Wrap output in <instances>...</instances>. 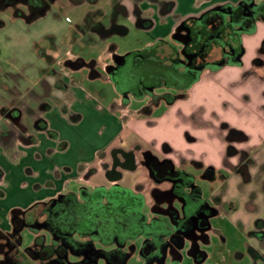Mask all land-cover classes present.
I'll return each mask as SVG.
<instances>
[{"label": "crops", "instance_id": "obj_1", "mask_svg": "<svg viewBox=\"0 0 264 264\" xmlns=\"http://www.w3.org/2000/svg\"><path fill=\"white\" fill-rule=\"evenodd\" d=\"M90 1L92 4L89 5V10L101 9L104 12H109L114 2V0ZM135 1L121 0V5L131 10ZM236 1L140 0V9L144 13L140 14L142 18L140 24L136 23L134 14H128L125 21L122 19L119 21L126 23L128 31L115 35L127 34L134 25L147 39L143 41L141 38L138 46L125 47L121 51L116 43L114 52L117 54L135 52L152 45L155 41L169 40L182 20L197 16L215 5ZM163 2L171 3L168 14L160 11ZM66 3L72 4L68 0ZM81 3L87 1L78 4ZM83 16L84 14H78V21ZM66 18L68 21L71 19L69 16ZM247 38L250 44L246 43ZM263 38L264 24L260 27L258 21L256 30L243 36L244 54L240 63H226L216 68L204 69L199 78L184 91L183 97L170 104L161 101L150 111H141L143 106L141 103L134 104L132 110L129 109L130 105L122 106L113 84L108 81L111 85L108 93L111 99L107 110L115 113L112 116L116 126L103 145L89 142L85 138L84 132H81L82 128H79L85 117L84 112L75 107L78 103L89 105L90 101L101 93L98 94V85L91 83L94 79L100 78L89 77L86 68L84 71L83 68L59 66L57 62L52 64L62 71L61 78L67 89L54 90L53 93L59 98L58 102L47 99L51 106L41 114L46 122V130L35 131L36 138L31 143L13 138L3 144L0 143V170L3 177L0 182V198L5 195L3 183L10 178L15 168L23 164L25 175L34 174L35 168L29 162L31 159L44 163L41 166L45 174L44 181L35 183L34 188L36 190L47 188L49 191L38 199H32L23 206L9 210L10 218L17 210H27L33 204L57 195L77 193V188L80 191L81 188L110 186L113 181L108 180L106 167L112 164L111 152L114 149L131 153L134 162L133 169L124 167L118 169L121 176L117 183L120 186H128L120 184L124 178V171L136 170L142 165L146 170V183L134 182L129 185L130 188H125L142 196L144 205L149 206L153 215L157 214L155 208L165 209L169 206L174 208L178 206L176 197L171 196L165 200L156 196L157 193L169 192L171 181L167 179L156 181L152 177L146 164V156L150 154L158 161L165 159L171 161L175 169L177 166L193 163L200 169H206V172L209 170V175L205 172V178L216 182L212 192L214 201L202 202L213 208L214 213L211 216L226 213L231 228L237 230L238 239L241 241L236 246L234 258H226L227 264H264V53L260 51ZM108 44L109 40L104 44L91 46L84 55L85 59L95 60L97 68L104 67L109 62ZM70 46L66 50L63 49L65 50L63 56H73L69 53ZM37 54L38 63L35 62L33 65L31 64L34 63L33 60L25 59L19 69L20 81L16 84L20 91L14 95L13 92L6 94L2 87L0 125L7 124L2 116V106L7 107L11 100L20 98L26 106L36 109L39 102L37 96L44 90L42 82L53 83L54 76H45L42 73L51 65L44 63L41 52ZM256 59L262 63H256L254 61ZM9 85L5 84L4 89L12 87ZM100 90L103 94L108 92L106 88ZM63 105L66 106V110L63 109ZM22 118L30 123L28 116L24 115ZM105 127L106 125H103L104 130ZM66 128H74L72 129L74 137L63 135V129ZM48 131L54 132L56 137H49ZM232 132L243 134L244 138L231 136ZM230 148H234L235 151L230 152ZM71 150L72 152L68 153ZM240 152H246L251 159L246 172L233 168L241 161ZM187 174L192 176V184L186 186V190L189 192L198 187V194L201 195V187L195 184L192 174ZM105 180L109 185L104 183ZM199 199L201 200L200 196ZM7 227L5 231L2 229L0 231H9L10 225ZM226 231L225 229L221 235H226ZM169 256L168 254L165 257L164 264ZM179 259L180 257L177 260L173 258V264H178Z\"/></svg>", "mask_w": 264, "mask_h": 264}, {"label": "flooded vegetation", "instance_id": "obj_2", "mask_svg": "<svg viewBox=\"0 0 264 264\" xmlns=\"http://www.w3.org/2000/svg\"><path fill=\"white\" fill-rule=\"evenodd\" d=\"M24 1L28 3L26 8L30 14L42 15L57 0ZM86 1L92 4L90 0ZM86 1L68 0L74 5ZM139 1L136 0L131 10H127L121 5V0H114L109 12L88 9L80 13L84 16L79 21L73 23L69 19L72 22L68 30L72 57L63 56L61 52L56 56L48 53L47 50L63 52V49L52 37H46L48 42L41 46V59L51 67L42 73L54 76V81L52 84L42 82L44 90L37 96L39 102L36 109L26 106L20 98L11 100L7 107H1L7 124L0 125V143L12 138L31 143L36 138L35 131L46 130V122L41 114L51 106L47 99L58 102L54 90L67 89L61 78L62 71L52 65L56 62L59 66L73 69L86 68L89 77L110 81L122 106L141 103V111L146 112L161 101L170 104L183 97L184 91L204 69L240 63L244 54L243 36L253 33L259 20L264 21V0L218 4L198 16L182 20L169 40L155 41L135 52L117 54L114 52L116 43L110 39L115 34L128 31L126 23L119 22L121 19L125 21L128 14H134L136 23L140 24V14L144 13ZM160 9L168 14L171 3L163 2ZM202 14L217 15L204 23L199 20ZM108 40L109 62L97 68L96 61L86 60L84 55L91 46L104 44ZM260 51L264 53V38ZM254 61L262 63L259 59ZM63 109L66 110L65 105ZM24 115L30 118V123L21 119ZM231 134L244 138L243 134L237 132ZM47 135L56 137L50 131ZM233 151L235 149L230 148V152ZM111 156L112 164L106 167V176L110 182L113 181L110 186L81 188L78 193L60 194L33 204L27 210L15 211L10 218V230L0 231V264L33 263L27 260L29 255L20 250V244L16 241L18 229L24 226L31 230L43 228L51 238V243L47 245L45 236L35 242L38 247L35 258L41 260L38 264L50 263L49 260L55 261L50 264H117L126 242L139 236L143 238L140 251L144 264H164L168 254L177 260L184 239L192 237L195 231H204L203 226L214 213L213 208L205 202L200 204L194 191L186 190L183 177L173 172L178 176L167 179L171 181L170 191L157 193L156 196L165 200L176 197L178 206L155 208L157 214L150 212L147 215L143 210V197L117 183L118 174H121L118 169L127 168L125 166L130 163L131 156L120 149L112 150ZM150 156L147 154L148 158ZM240 159V163L233 168L246 172L251 159L246 152H240ZM157 169L159 173L165 171V168ZM174 171L182 170L174 168ZM2 178L0 170V182ZM39 215L44 216L40 222L37 220Z\"/></svg>", "mask_w": 264, "mask_h": 264}, {"label": "rangeland", "instance_id": "obj_3", "mask_svg": "<svg viewBox=\"0 0 264 264\" xmlns=\"http://www.w3.org/2000/svg\"><path fill=\"white\" fill-rule=\"evenodd\" d=\"M66 2L67 0H57L49 7L45 14L37 15L36 17H30L31 14L26 8L28 3L22 0L14 5L0 9V19L4 22V25L0 26V91H2V87L6 94H11L13 92L14 95V93L20 91L19 86H17L18 84H16V82L20 81L18 78L21 74L19 69L25 59L33 60L34 63H31L33 65L35 62L38 63L37 52H41V46L44 47L47 45L48 39L46 37H52L62 49L66 50L68 48L70 45L68 36L70 25L68 24L78 21V14L89 9L90 6L88 3L69 5ZM19 9H21V13L18 11ZM21 14H23V16ZM198 15L200 14H197V16ZM67 16L71 18L72 22L68 21L66 18ZM26 17H29V20L26 19ZM259 22L260 27H262L264 21L259 20ZM112 38L116 41L115 43H118L119 51L123 50L125 47L138 46L141 38L144 39L143 41L147 39L145 36L141 35V30L135 29L134 25L127 34L122 36L114 35ZM247 40L248 38L246 39V43H249ZM47 51L52 56H56L60 52L64 54V51ZM82 70L85 71V68ZM86 73L88 72L86 71ZM91 83H94L95 86L98 85V89H96L97 91L99 90L98 94L101 93L95 96L93 101H90L89 105L76 104L77 106L75 107L83 111L85 116L79 128H82L81 132H84L83 135L89 142L103 145L111 132L115 130L116 126L112 116L114 112L110 113L107 110L110 104L109 99H111L108 95L111 90V85L108 81H103L102 79H94ZM5 84L6 86L10 84L9 86L12 85V87H5L4 89ZM101 88H106L108 92L103 94V91L100 90ZM133 106L134 105H130L129 109L132 110ZM94 108L96 111H94ZM118 113L120 114V111H118ZM103 125H106L105 130ZM72 129L74 128L63 129V135L74 137ZM172 135L174 136V134ZM71 152L72 150L68 153ZM106 159L110 160L109 157H106ZM29 162L35 168L33 175H25L23 172L24 165L22 164L21 167L15 168L10 178L3 183L5 186V195L0 198V223L3 224L0 225V229L4 231L8 228V225L11 227L9 210L16 206H23L32 199H38L49 191L47 188H41L39 190L34 188L35 183H42L44 181L45 174H43V169H41V166L44 164L43 161H34L31 159ZM177 169L193 175L195 184L199 185L202 190V194L199 195L201 200L209 202L214 201L212 199V192L216 182L205 178L206 169H200L193 163L177 166ZM145 171L142 165L137 167L136 170L124 171V178L120 184L128 185L127 187L125 186L126 188H130L129 185L134 182L145 184L147 178ZM104 183L109 185V182L106 180ZM77 189L78 193L79 188ZM143 210L147 215L150 213L148 205H144ZM43 218V215H39L37 220L40 222ZM5 222H8V225ZM209 222L210 226L207 230L195 231L192 237L184 239L183 245L179 249L180 259L178 264H227V257H229V259L234 258V253L237 252L236 246L241 241L238 239L237 230L231 228L227 214L216 213L209 218ZM225 229L227 231L226 235L224 234L223 237L221 234L224 233L223 231ZM18 233L21 237L19 245L20 250H24L27 247H30L34 251L38 250L34 242L36 237L45 236V244L51 243V238L43 228L31 230L28 226H24L18 230ZM142 242L143 238L141 236L126 242L123 247V251L127 254L124 264H144L140 251ZM169 255L165 264H173V256L171 254ZM30 256H28L30 259L27 258V260L36 264L41 262L38 258L32 259V255Z\"/></svg>", "mask_w": 264, "mask_h": 264}, {"label": "trees", "instance_id": "obj_4", "mask_svg": "<svg viewBox=\"0 0 264 264\" xmlns=\"http://www.w3.org/2000/svg\"><path fill=\"white\" fill-rule=\"evenodd\" d=\"M18 1H20V0H0V9H3V8H5L7 6H10V5H14ZM22 1H24V0H22ZM18 11L21 13L20 10H18ZM21 15L23 16V14H21ZM37 15H41V14H31L30 17H36ZM216 15L217 14H202L199 20L202 21V22H204V23H207L206 21H211V19L215 18ZM26 19L29 20V17H26ZM189 21H193V19H189ZM3 24H4L3 20L0 19V26H3ZM128 154L132 158L131 153H128ZM147 165H148V168L150 170V173L152 174V177L156 181H161V180H164V179H173L174 177H177L178 176V175L176 176L174 173H176V174L179 173V175H181L183 177V181H184L185 186H189V185L192 184V176L189 175V174H187V173H184L182 171H174V166H173L172 162L169 161V160H167V159L162 160V161H158L155 157L150 156L148 158ZM125 167H127L129 169H133L134 168L133 159H131L130 163L127 166H125ZM157 168H163V169L165 168L164 169L165 171L159 173V170ZM209 172L210 171L207 170L206 174L209 175ZM120 176H121V174H118V178ZM192 190L194 191L193 194H195L196 196L199 197V194H198L199 193V188L198 187H194ZM174 193L178 194L176 190H174ZM188 195H190V194H188ZM66 196H71V195H66ZM198 200H200V199H198ZM200 202H201L200 204H202V205L204 204V202H202V200H200ZM208 226H209V221H206V223L204 224L203 227H204V229H206V228H208ZM38 239L39 238L36 237V239H35L34 242H36ZM16 241L19 244L21 242V237H20L18 231H17ZM46 248L49 249V250H53L52 248H49V247H46ZM36 251L37 250L34 251L30 247H27V248L24 249V252L25 253H27L29 256L32 255V259H33V257L35 258V256L37 255V254H35ZM126 258H127V254L125 252L119 253L117 264H124ZM53 261L54 260H52V261L49 260L50 263L53 262ZM50 263H47V264H50ZM27 264H34V263L27 262Z\"/></svg>", "mask_w": 264, "mask_h": 264}, {"label": "water", "instance_id": "obj_5", "mask_svg": "<svg viewBox=\"0 0 264 264\" xmlns=\"http://www.w3.org/2000/svg\"><path fill=\"white\" fill-rule=\"evenodd\" d=\"M146 160H147V161H146V164H147V163H148V157H147V156H146ZM210 216H211V215H210Z\"/></svg>", "mask_w": 264, "mask_h": 264}]
</instances>
